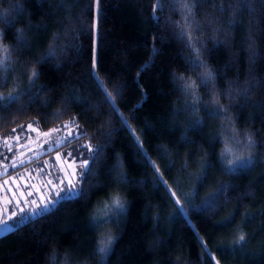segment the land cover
I'll return each instance as SVG.
<instances>
[{"label": "trees", "instance_id": "16d2710c", "mask_svg": "<svg viewBox=\"0 0 264 264\" xmlns=\"http://www.w3.org/2000/svg\"><path fill=\"white\" fill-rule=\"evenodd\" d=\"M19 3L21 9L15 0H0V13L15 19L14 26L0 24L2 43L17 49L12 60L21 62V70L39 65L37 83L46 87L30 106L24 96L0 109V136L27 121L46 129L71 119L83 139L102 147L94 163L89 157L91 174L78 180L82 197L57 203L49 213L0 234V264H65V255L67 264H264V0H251L255 12L243 8L231 26L232 13H221L220 0H207L196 10V20L209 35L212 16L222 17L212 26L226 30L222 43L209 40L205 52L215 67L211 88L189 70L188 48L172 24L178 27L184 18L167 0L159 11L158 0ZM17 25L23 26V43ZM56 40L58 58L40 64ZM175 76L196 81L195 98L205 102L198 121L181 112L193 98L182 92ZM96 77L115 96L118 113ZM28 79L12 73V83L0 91L15 90L17 81L27 88ZM117 88L122 89L118 96ZM213 100L225 107L232 126L210 114ZM121 114L165 183L122 127ZM233 125L240 143L232 139ZM246 133L253 135L255 148H244ZM225 136L235 153L246 157L251 152L253 162L227 170L221 155ZM116 190L126 208L99 228L93 217ZM173 192L182 201L194 199L187 214L178 211ZM213 198L208 206L205 201ZM105 228L116 241L100 254L99 234Z\"/></svg>", "mask_w": 264, "mask_h": 264}, {"label": "snow or ice", "instance_id": "6c2138e0", "mask_svg": "<svg viewBox=\"0 0 264 264\" xmlns=\"http://www.w3.org/2000/svg\"><path fill=\"white\" fill-rule=\"evenodd\" d=\"M169 4L172 5L171 10L178 11L184 18V23L180 24L178 27L176 25V22L173 21V27L176 29L175 35L178 39H180L184 45L189 49V51L192 53L189 57H187L188 65L190 66V71L193 73H197V78L200 82V84L207 86L209 83L215 80V75L209 71L206 74H199L198 70L202 67H205V61L200 59V53L204 50V44L202 41L194 35V33L198 34L203 30V26L200 22H198L195 18L196 10L203 6L207 2V0H167ZM215 4V0H213ZM96 3L99 4L100 0H96ZM165 3V0H158V3L156 5V10H162V5ZM15 5L18 9H21V5L19 3V0H15ZM249 8L251 12H255V9L251 7V0H235L233 3L232 0H220V11L221 13L224 12H231L233 16V20L230 21V26L235 23V17L239 14V12L243 8ZM222 17H216L212 16L211 23H209L208 27L211 29L212 23H217ZM0 24H3L5 26L7 25H15V19L13 17H10L8 15L0 13ZM221 32H225L226 30L221 27L219 29ZM249 31L251 32V22L249 26ZM17 36L19 38V42L23 43L26 40V37L24 36V29L16 30ZM57 36H59V33H57ZM159 38V37H157ZM5 39V28H0V89L7 88L10 83H12L11 80V74L19 72V76L22 79L24 76H28V87H20L19 83L17 81L15 90H10L7 93L0 91V109L2 108H10L13 104L19 103V101L24 97L27 96L29 98V106L32 103L37 102L40 99L41 93L44 91L46 85H40L37 83L39 80V77L41 75L39 65L33 68H29L26 65L22 68V70L18 67L20 65L19 60H12L13 54L17 51V49L14 46H5L3 45L2 41ZM162 39V38H161ZM249 40L251 41V35H249ZM217 44L222 43V41L217 40ZM252 47L254 48V42H252ZM61 49L58 43V40L54 41L52 43L47 52L40 57V64H43L47 62L48 60H55L58 58V53H60ZM155 52V50H154ZM154 60V57H153ZM153 60H150L148 63L150 64L153 62ZM95 61L93 63V67H95ZM59 67V65H57ZM144 70V69H142ZM139 76V73H138ZM175 80L179 83L182 92L186 94L189 97H192L193 99L191 102L185 101L181 112L186 116H191L192 118L199 120V117L197 116V112L199 111L200 107L204 105V101L202 98H199L198 100L195 98L196 96V81H193L191 79H187L182 76H175ZM97 80V86L100 88L101 91L104 92V95L107 98V102L111 104L113 113H118V108L115 104V96L112 92H108L103 85V82L99 80L98 77H96ZM122 89L117 88L115 89V95H120ZM211 113L212 115L217 116H223L225 121L227 122V126H232V119L228 116L227 110L223 105L216 102L215 100L212 101L211 105ZM179 115V113H178ZM120 119L122 121V127L126 128L129 135L131 136L132 140L135 142L137 149L145 156L147 159V162L149 165L153 167L154 172L156 173L157 179L161 183H165L162 179V173L160 172V169L156 167L155 162L152 161V159L148 156L147 150L142 147L140 136H138L135 132V130L132 128L131 125H129L127 118H125L122 114L120 115ZM31 127V125H29ZM227 131V127L222 129V133ZM112 133L109 132L108 135L110 136ZM47 135V134H45ZM239 134L235 131H232V139L235 140L237 143H240L238 139ZM223 143L228 145V137L225 136ZM256 141L253 139V135H251L247 142L244 144V148L252 149L255 148ZM100 145L96 146H88L85 149L86 154L90 157L91 161L94 163L96 157L99 155L101 150ZM164 155H168L167 150L165 149ZM222 158L225 162L226 169L231 171L235 170L237 168L243 167L245 164H251L253 162V157L251 152L248 153V155L245 157L244 155L237 154L233 151L232 148L225 147L223 150V153L221 154ZM59 158V156L57 157ZM207 166H210V162ZM187 166H185L186 168ZM80 179H83L85 176L91 174L92 172V164L90 163L89 159H83L82 163L80 164ZM76 173L73 172V176H75ZM49 184H51V181H48ZM64 181H61V184H63ZM225 189H220V191H224ZM29 196L32 195L31 192L28 193ZM84 195V189L82 186H80L79 181L73 182L72 179L67 180V186L63 187L61 191L56 195V198L44 200L42 199V202L40 204H37L35 200L31 201V204L35 206V212L31 215L39 216L41 213H49L50 209L53 208L57 203L63 202L65 200H75L77 198H80ZM173 197H176L174 202L178 205V211L187 214L189 211V206L194 205L195 201L194 199H186L181 200L177 197V193H172ZM214 202V198L212 201H205V203L208 204V206H211V204ZM127 205V201L124 199H116L111 200L110 203L105 202L103 209H100L96 216L93 217V222L99 221V228H104L108 223L112 222V219H114L118 213L122 212ZM15 215V213L13 214ZM25 215H28V213H25ZM24 217L21 216L20 220H23ZM0 228L3 229L4 232L10 231L11 226L8 225L4 220L0 219ZM241 239H244L243 236H241ZM116 238H113L111 233L103 236L99 240L98 244V252L100 254H105L108 252L111 247L115 244ZM53 259L55 260L56 257L53 256ZM65 264H67V255H65Z\"/></svg>", "mask_w": 264, "mask_h": 264}, {"label": "rangeland", "instance_id": "374dc122", "mask_svg": "<svg viewBox=\"0 0 264 264\" xmlns=\"http://www.w3.org/2000/svg\"><path fill=\"white\" fill-rule=\"evenodd\" d=\"M70 120L46 129L27 121L0 136V219L10 229L34 216L32 200L37 204L42 202L41 198L54 200L67 186L68 179L74 183L79 180L80 164L89 159L85 149L91 144L80 136L79 127ZM2 233L5 232L0 228Z\"/></svg>", "mask_w": 264, "mask_h": 264}, {"label": "clouds", "instance_id": "9594fccd", "mask_svg": "<svg viewBox=\"0 0 264 264\" xmlns=\"http://www.w3.org/2000/svg\"><path fill=\"white\" fill-rule=\"evenodd\" d=\"M5 11H7L5 9ZM222 27V25H214L212 26V33L211 35H209V33L207 31H204L202 30L199 34H198V38L202 41V43L204 44V50L200 53V59L204 60L205 61V64L206 66L205 67H202L198 70V73L203 75V74H206L207 72L211 71L214 75H215V67L209 63L206 59V56H205V52L207 51V46H208V41L211 40L213 43H215L217 40L220 39V34H221V31L219 30L220 28ZM20 29H23V26L22 25H17V28L16 30H20ZM187 54L190 56L192 53L189 51V49H187ZM27 67L29 68H33V67H36L37 65L35 64H32V65H26ZM194 75V78H197V73H193ZM19 82V81H18ZM208 86L211 88L213 87V81L211 83L208 84ZM10 91V90H9ZM232 131H235L239 134V131L237 129V127L235 125H233ZM246 139H248L252 134L250 133H246ZM225 147H229V148H232L229 144L226 145V144H223V148ZM241 155H244L245 153L242 152L240 153ZM116 199H124V196L123 194L119 191V190H116L114 191L112 194H111V200H116ZM106 233H111V229H108V228H105L103 231L100 232V236L103 237ZM113 236V238H115L114 234H111ZM98 244H99V241H98Z\"/></svg>", "mask_w": 264, "mask_h": 264}]
</instances>
